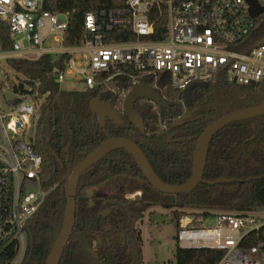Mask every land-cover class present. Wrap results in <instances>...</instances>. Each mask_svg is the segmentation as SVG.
<instances>
[{
	"label": "trees",
	"instance_id": "16d2710c",
	"mask_svg": "<svg viewBox=\"0 0 264 264\" xmlns=\"http://www.w3.org/2000/svg\"><path fill=\"white\" fill-rule=\"evenodd\" d=\"M103 6L102 0H45L46 10L70 15L66 46L81 42L84 15ZM151 21L155 34L148 39H160L166 31L165 15L155 12ZM261 21L254 42L264 36V15ZM7 32V26L0 23L3 49L9 47ZM129 40L133 38L116 37L112 41ZM8 63L25 78L23 86L31 89L30 92L23 89L20 94L19 84L10 82L13 95L36 94L38 102L44 97L38 110L33 146L42 157L40 185L44 198L25 226L27 246L22 264H45L64 224L66 179L77 163L106 140L130 139L141 148L160 182L180 187L191 177L195 144L208 126L233 111L250 109L264 101V86L254 91L230 85L220 76L206 88L197 86L192 90V105L185 107L182 92L161 80L159 95L166 101L167 109L146 99L133 106L143 122L141 133L125 117L119 127L110 121L101 127L90 104L95 100L106 102L120 114L122 104L111 102L106 88L60 90L54 82L56 65L51 57ZM58 67L62 69L60 64ZM20 101L15 98L11 103ZM189 114V120L171 128ZM205 163L202 180L194 190L182 195H163L144 179L125 150L110 151L79 177L75 221L58 264H142L140 227L153 208L169 211L175 233L184 209L212 217L215 212L247 215L264 209V116L234 122L220 130L209 143ZM174 253V264H217L223 254L208 249L181 250L176 244ZM13 258L9 252L5 259H0V264H10Z\"/></svg>",
	"mask_w": 264,
	"mask_h": 264
},
{
	"label": "built area",
	"instance_id": "2783aa9c",
	"mask_svg": "<svg viewBox=\"0 0 264 264\" xmlns=\"http://www.w3.org/2000/svg\"><path fill=\"white\" fill-rule=\"evenodd\" d=\"M253 1L264 9V0ZM102 4L84 15L81 42L66 46L69 13L46 10L45 0H0V23L8 28L9 43L3 49L0 42V61L36 62L49 56L56 65V84H81V91L106 88L110 101L122 107L134 87L148 85L159 94L161 80L178 92L208 85L220 76L230 85L263 88L264 36L252 40L264 13L252 17L249 0H102ZM155 12L165 15L166 31L151 40ZM124 36L133 40L112 41ZM48 39L59 47L44 48ZM37 97L18 95V104L5 100L7 108H0V259L13 253L10 264L23 263L25 226L44 198L42 157L33 148L41 104ZM254 214L184 215L175 244L181 250L220 251L217 264H264V217Z\"/></svg>",
	"mask_w": 264,
	"mask_h": 264
},
{
	"label": "water",
	"instance_id": "95a60500",
	"mask_svg": "<svg viewBox=\"0 0 264 264\" xmlns=\"http://www.w3.org/2000/svg\"><path fill=\"white\" fill-rule=\"evenodd\" d=\"M250 2V14L252 17H257L264 13V9L260 8L255 1ZM197 86L206 88V84L193 85L184 91H182V100L185 107H191L192 105V90ZM24 89L22 83L19 84V93L21 94ZM44 93V90H42ZM148 100L154 105L160 108H168L166 101L161 98L158 93H155L148 85L137 86L132 89L125 102L123 103L122 111L120 114L115 111L109 103L101 101H93L90 104V110L97 116L98 123L101 127H104L106 122H111L116 127L123 125V117L127 118L137 131L144 133L143 122L139 114L133 111V106L140 100ZM264 116V101L260 104L251 107L250 109L236 110L233 113L228 114L208 126V128L201 134L196 142L192 158V173L188 182L180 187L170 186L163 182H160L155 176L150 164L144 156L140 147L133 143L130 139L125 138H109L100 147L92 151L82 161L77 163L66 179L65 196H66V209L64 214V224L58 239L53 245L45 264H58L60 255L66 246L69 236L72 232L74 225L75 214V195L78 187L79 177L91 169L93 165L102 160L110 151L114 149H123L128 153L135 164L138 165L144 179L159 193L168 195H182L187 194L194 190L202 180V176L205 170V157L209 147V143L212 138L223 128L234 122L247 121L256 117ZM191 118V115H186L179 121L174 123L171 128L179 127ZM96 257L95 254H91Z\"/></svg>",
	"mask_w": 264,
	"mask_h": 264
},
{
	"label": "rangeland",
	"instance_id": "374dc122",
	"mask_svg": "<svg viewBox=\"0 0 264 264\" xmlns=\"http://www.w3.org/2000/svg\"><path fill=\"white\" fill-rule=\"evenodd\" d=\"M58 47L59 44L53 42L52 39H48L44 44V48L51 50ZM24 80L25 78L21 74H17L9 63L6 61H0V108H7L5 100L12 101L15 99V96L10 91V82L18 85ZM24 89L29 92L31 91L27 86H25ZM82 89L83 87L81 84L70 83L68 81L60 85V90L68 92L81 91ZM43 100L44 97L41 98V102ZM137 195L139 197V194ZM200 214H202L201 211L184 209L182 210L181 217L184 215H190L195 218V216ZM214 214L218 215L222 213L215 212ZM254 215L264 217V209L257 210ZM144 218L145 219L140 227L142 236V264H174L176 235L169 211L160 208H153L150 210V214H147Z\"/></svg>",
	"mask_w": 264,
	"mask_h": 264
},
{
	"label": "flooded vegetation",
	"instance_id": "af4514ba",
	"mask_svg": "<svg viewBox=\"0 0 264 264\" xmlns=\"http://www.w3.org/2000/svg\"><path fill=\"white\" fill-rule=\"evenodd\" d=\"M137 197H138V195L135 198H137Z\"/></svg>",
	"mask_w": 264,
	"mask_h": 264
}]
</instances>
